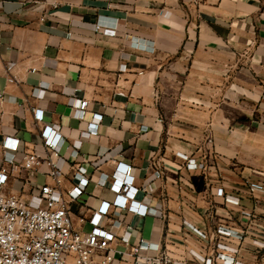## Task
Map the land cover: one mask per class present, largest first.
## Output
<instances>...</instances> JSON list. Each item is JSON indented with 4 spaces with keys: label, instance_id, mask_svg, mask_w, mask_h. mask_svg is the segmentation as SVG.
<instances>
[{
    "label": "crops",
    "instance_id": "crops-1",
    "mask_svg": "<svg viewBox=\"0 0 264 264\" xmlns=\"http://www.w3.org/2000/svg\"><path fill=\"white\" fill-rule=\"evenodd\" d=\"M50 1L0 0V167L11 153L6 137L19 139L18 160L23 151L48 156L42 129L59 126L53 161L63 193L79 165L90 173L72 206L76 229L88 230L91 208L114 198L109 182H98L122 162L132 165L136 199L166 213L121 215L119 235L130 224L132 242L150 241L142 255L171 245L190 264H216L220 243L241 264H264V200L250 190L264 189V0ZM80 99L88 101L82 117L71 104ZM34 108L43 110L42 122ZM97 117L98 133L89 134ZM48 171L46 163L31 173L17 168L5 192L28 198L54 185ZM115 247L125 252L115 254L119 264H133L126 244Z\"/></svg>",
    "mask_w": 264,
    "mask_h": 264
},
{
    "label": "built area",
    "instance_id": "built-area-1",
    "mask_svg": "<svg viewBox=\"0 0 264 264\" xmlns=\"http://www.w3.org/2000/svg\"><path fill=\"white\" fill-rule=\"evenodd\" d=\"M61 1L51 0L50 5L58 7ZM97 28L100 29L101 25H97ZM105 31L115 33V29L112 28ZM31 70L36 71L35 68ZM9 81L13 82L15 78L11 77ZM2 96L3 92L0 91V97ZM71 104L73 112L82 117L88 101L74 100ZM33 112L35 119L42 122L43 110L34 108ZM100 120L101 118L97 117L89 122L87 127L89 134L98 133ZM42 137L44 146L52 153L44 156L37 151H23L20 160L17 158V153L21 150L19 139L6 137L4 140L3 145L11 153L5 158L6 166L0 167V264H119L115 254L118 252L125 255V252L115 247L119 239L129 247V254L134 258L133 264H190L181 253H178L177 258L174 255L177 252L171 245H165L155 255H142L143 246L149 245L150 241L141 235L137 242H132L133 227L130 224L126 226L124 235L118 234V229L123 226L120 217L125 213L139 217L150 214L160 218L166 217L165 211L154 209L136 199L139 187L134 183L132 165L127 163H118L111 175H101L98 184L105 186L109 182V189L113 192L114 198L111 201L103 200L97 207L91 208L87 222L90 225L88 230L76 229L72 218V206L85 193L90 182V173L79 165L73 175V188L64 194L61 189L63 172L53 161V156H59L60 144L63 141L59 126L45 125ZM74 157L78 164L85 161L77 154ZM45 163L49 166L48 174L54 180V185H43L28 198L5 192L8 177L17 168L31 173ZM65 164L68 169L74 168L70 163ZM187 167L205 169V164L188 162ZM162 173L159 169L155 171L157 177H162ZM256 187L255 185L250 188L251 193L256 199L264 200L256 194ZM215 193L224 196L230 203L239 204V199L226 195L223 188H217ZM243 214V225L250 226L252 217L247 212ZM80 221L86 222L85 218H81ZM105 221L111 222V229L105 226ZM192 229L201 237H206V234L197 228ZM217 232L223 236L241 238V235L223 228H219ZM216 249L220 250L214 258L216 264H241L233 255L226 253L231 251L227 245L218 243Z\"/></svg>",
    "mask_w": 264,
    "mask_h": 264
},
{
    "label": "rangeland",
    "instance_id": "rangeland-1",
    "mask_svg": "<svg viewBox=\"0 0 264 264\" xmlns=\"http://www.w3.org/2000/svg\"><path fill=\"white\" fill-rule=\"evenodd\" d=\"M257 186V185H256ZM256 194H258V195H261L262 193H263V191H264V189H263V187L262 186H257L256 187Z\"/></svg>",
    "mask_w": 264,
    "mask_h": 264
}]
</instances>
